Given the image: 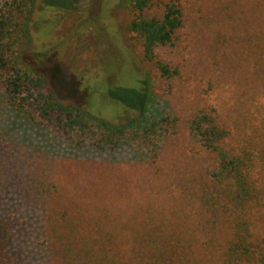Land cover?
I'll return each instance as SVG.
<instances>
[{"label": "rangeland", "instance_id": "374dc122", "mask_svg": "<svg viewBox=\"0 0 264 264\" xmlns=\"http://www.w3.org/2000/svg\"><path fill=\"white\" fill-rule=\"evenodd\" d=\"M178 1L183 24L171 44L155 49L157 59L178 69L172 78L162 77L137 36L124 31L130 15L123 0L35 1L17 44L20 60L43 74L60 100L77 105L91 128L69 138L36 125L6 103L0 84V217L13 223L14 246L30 264H61L62 255L46 214L14 185L25 170L24 151L38 172L47 171L77 200L161 215L174 231L183 220L178 228L189 233L184 256L169 264H224L230 230L202 214L199 191L212 156L190 133L189 119L212 108L228 121L237 111L247 115L243 104L264 73V0ZM161 14L162 7L146 12ZM167 114L178 117L176 131L156 136L155 150L145 138L116 147L97 143V118L142 130ZM258 188L251 239L264 245V179Z\"/></svg>", "mask_w": 264, "mask_h": 264}, {"label": "trees", "instance_id": "16d2710c", "mask_svg": "<svg viewBox=\"0 0 264 264\" xmlns=\"http://www.w3.org/2000/svg\"><path fill=\"white\" fill-rule=\"evenodd\" d=\"M35 1L0 0V84L9 106L21 111L32 123L70 138L77 131L90 130L87 116L77 105L60 100L43 74L23 66L17 51V44L28 32ZM123 2L130 15L124 31L137 36L145 58L153 62L162 77H174L178 69L157 59L155 49L171 44L174 33L182 26L181 3ZM153 7H162V14L146 15ZM258 81V89L243 104L247 115L237 111V118L228 121L212 108L200 109L189 119L190 133L212 156L199 191L202 214L212 225L224 223L230 230L222 253L224 264H264V245L252 241L250 221L251 210L261 203L258 184L264 179V73ZM256 96L263 97V101L256 102ZM177 123V116L167 114L142 130H133L97 118V143L116 147L121 140L145 138L155 150L152 140L175 133ZM23 156L25 170L14 185L33 208L46 214L61 249V264L181 262L183 246L189 240V233L178 228L183 220L174 231L166 227L167 219L161 215L144 211L138 215L132 208L121 211L94 199L77 200L75 195L57 188L46 176L47 171L38 172L28 151ZM1 168L0 165L3 183L5 170ZM15 236L13 223L0 217V264H30L15 248Z\"/></svg>", "mask_w": 264, "mask_h": 264}]
</instances>
